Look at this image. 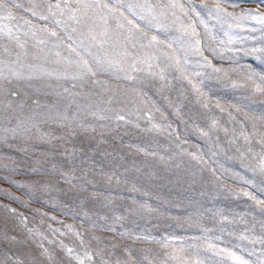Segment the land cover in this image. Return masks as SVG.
<instances>
[{
  "label": "rangeland",
  "instance_id": "rangeland-1",
  "mask_svg": "<svg viewBox=\"0 0 264 264\" xmlns=\"http://www.w3.org/2000/svg\"><path fill=\"white\" fill-rule=\"evenodd\" d=\"M102 2L103 51L49 12L57 0H8L16 19L0 20L25 43L0 41V60L26 52L25 72L52 73L0 81L20 92L0 112L59 101L69 116L18 138L4 131L18 120L0 116V264H264V24L241 13L264 7L227 0L217 18L216 0ZM144 3L163 13L150 29L146 11H128ZM101 56L113 67L72 79Z\"/></svg>",
  "mask_w": 264,
  "mask_h": 264
},
{
  "label": "snow or ice",
  "instance_id": "snow-or-ice-1",
  "mask_svg": "<svg viewBox=\"0 0 264 264\" xmlns=\"http://www.w3.org/2000/svg\"><path fill=\"white\" fill-rule=\"evenodd\" d=\"M223 2H227V0H216L215 7H209L206 9L208 15H215L217 18L220 17L221 13L225 15H230L229 13L224 12V9L220 7V4ZM255 2L259 3L261 7H264V0H255ZM8 0H0V20H15L16 17L13 16L12 12L7 9ZM180 7L183 11L182 5H177L175 3H169L167 5H160L161 8L174 9L176 7ZM56 8L59 11L61 16L67 15L68 19L75 22L77 25H81L82 28L87 29L86 33L82 32V35H86L87 39L92 43H99L100 50L103 51L104 45L108 44L110 40H112V35L108 25L109 18V5L108 3L102 2V0H63V5L57 0L55 5H49V12L52 11V8ZM134 7H139L142 10L147 12V18H150V22L145 25L146 28H151L153 25L151 21L158 20L163 13L159 15L154 11L157 7L156 5H152L149 3L139 4V5H129L128 11L132 13V15H137L135 11H133ZM107 10V11H105ZM195 13V9L192 10ZM6 13V14H5ZM242 16H248L252 19L256 20L258 23L264 24V16H261L256 12H246L243 9L241 10ZM34 16L37 15L35 11L32 13ZM55 15V13H52ZM198 16L199 14L196 13ZM40 19H47V17L41 15ZM139 18L145 19V16H140ZM25 23H29L25 21ZM57 25L61 23L60 20L56 21ZM203 23V21H201ZM190 27H192L190 25ZM76 29L74 28L73 31ZM43 31V30H42ZM27 34V33H26ZM51 35H56L55 32L50 33ZM33 36L36 35L35 32L32 33ZM192 35H196L195 28L192 27ZM133 37L130 35L125 37V42L127 43L129 40H132ZM7 40L9 42H14L16 46L20 49H24L25 43L21 41L20 36L13 31L12 27L7 25H0V41ZM155 40V37L152 38ZM38 43H44L43 40H39ZM200 41L196 40L193 44V48L195 51L199 52L200 49L196 47L199 45ZM255 50V49H254ZM4 51L8 52L9 49L7 46L4 47ZM74 51V49H73ZM260 51H264L261 49ZM127 53V49L125 48V54ZM11 54V53H10ZM27 56L26 52L17 53L15 61L5 62L4 60H0V81H6L11 83L13 80H31L38 76L42 75H52V73L47 72H36L33 70L34 66L28 65L29 71L25 72V65L21 62V56ZM91 56V53H89ZM93 65L89 66V61L81 59L77 61L78 66L81 68V72L79 76H73L72 79H83L85 76H95L97 71L105 72L108 69L113 67V62L108 59L106 56H101L99 58H93ZM210 63V62H209ZM129 67L133 70H136L135 64H129ZM213 71H220V69H213ZM264 79V78H262ZM92 83H99L98 81L93 80ZM75 87V85H73ZM195 87V86H194ZM68 90L65 89V92ZM19 91L8 90L5 96V89L0 87V96H11L16 97L19 96ZM33 104L36 106L35 108H29L28 114L26 117H21L16 114V109H20L21 112L24 111L25 104L23 101L15 102V106H13V101L9 100L7 104H5L4 111L0 112V116H4L5 113L8 114L9 123H11L12 119L18 120V123L14 127H9L4 129L5 132L9 133L13 138L28 136L30 133L35 130L39 133L40 123H46L48 120H53L55 122H60L62 120L69 119L68 113L66 110L62 111L58 107L59 101L57 104L52 106L41 105L39 100H34ZM40 107H47V112H38L36 109ZM68 108L71 107V104L67 105ZM79 110V106H77ZM102 118V117H101ZM117 119L123 120V116H118ZM41 138H43V133H40ZM50 135V134H49ZM0 139H6V137H0ZM259 203V202H258ZM71 252V249H69ZM232 258L237 262V264H248L242 257L231 254Z\"/></svg>",
  "mask_w": 264,
  "mask_h": 264
}]
</instances>
